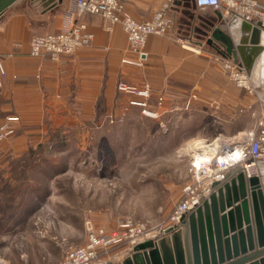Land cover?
<instances>
[{
    "label": "crops",
    "instance_id": "1",
    "mask_svg": "<svg viewBox=\"0 0 264 264\" xmlns=\"http://www.w3.org/2000/svg\"><path fill=\"white\" fill-rule=\"evenodd\" d=\"M164 1L125 0V7L134 18L145 19ZM73 8L74 0L47 5L16 0L0 14V59L6 70L0 88V118L7 113L18 118L16 134L0 142V156L22 153L29 141L44 137L48 123L99 124L139 112L142 98L132 89L144 85L149 87L152 109L157 108V96L165 95L161 111L167 112L159 117H166L171 132L181 137L189 136L190 129L193 138L232 134L248 129L260 117L261 97L233 84L222 68L223 60L233 58L217 40H208L216 27L228 33L230 17H219L217 10L196 6L194 0H173L168 8L171 29L164 35H149L146 56L135 63L136 52L120 23L108 29L101 15L77 16ZM74 20H83L93 33L90 44L56 61L29 54L28 40L33 34L55 32ZM177 34L187 36L191 44L181 45ZM121 83L131 89H118ZM192 93L195 96L185 107ZM131 251L121 250L122 256L115 260Z\"/></svg>",
    "mask_w": 264,
    "mask_h": 264
},
{
    "label": "rangeland",
    "instance_id": "2",
    "mask_svg": "<svg viewBox=\"0 0 264 264\" xmlns=\"http://www.w3.org/2000/svg\"><path fill=\"white\" fill-rule=\"evenodd\" d=\"M255 87L264 113V85ZM45 131L22 153L0 156V186L9 184L0 188V254L8 264H58L68 246L86 242L87 220L107 230L122 217L158 226L189 177L176 149L193 129L181 137L141 106L99 124L48 123ZM129 249L110 246L98 257L113 261Z\"/></svg>",
    "mask_w": 264,
    "mask_h": 264
},
{
    "label": "built area",
    "instance_id": "3",
    "mask_svg": "<svg viewBox=\"0 0 264 264\" xmlns=\"http://www.w3.org/2000/svg\"><path fill=\"white\" fill-rule=\"evenodd\" d=\"M172 1L165 0L145 19L134 18L126 9L125 0H74L73 13L77 16L83 13L99 14L106 20L108 29L113 24L120 23L130 48L136 52L135 63H140L146 56L144 46L147 37L151 34L164 35L171 29L173 19L168 8ZM194 3L200 7H211L220 12L221 16L237 15L252 23H259L264 29V0H194ZM92 39L93 33L88 30L87 24L83 20H74L69 26L55 32L33 34L28 40L29 54L37 58L47 55L56 61L63 55H72L77 48L90 44ZM175 39L183 46L191 44L184 35L177 34ZM222 68L237 88L247 93H257L256 87L238 61L225 59L222 61ZM5 74L6 70L0 59V88ZM118 89L127 91L131 88L121 83L118 84ZM132 92L142 98L139 104L144 114L159 117L163 112L161 109L164 107L165 98L162 95L156 98L157 108L149 107L151 93L147 85L133 88ZM194 96L195 94L192 95ZM190 102L191 99H187L185 107ZM259 105L261 106V102ZM261 111L260 108V117L251 128L232 134L217 133L211 138L195 137L176 149L177 155L186 158L188 162L189 177L181 188L180 198L172 205L162 224L149 226L130 217H122L117 220L114 228L107 230L87 220L86 242L68 246L58 264L106 262L98 256L110 246L124 245L132 249L137 242L155 239L160 231L179 224L182 216L194 210L208 197L214 189L213 183L223 182L232 169L240 168L246 177L256 175L258 162L264 160V113ZM17 120V116L10 113L0 118V141L14 134ZM0 264H8L2 254Z\"/></svg>",
    "mask_w": 264,
    "mask_h": 264
},
{
    "label": "water",
    "instance_id": "4",
    "mask_svg": "<svg viewBox=\"0 0 264 264\" xmlns=\"http://www.w3.org/2000/svg\"><path fill=\"white\" fill-rule=\"evenodd\" d=\"M16 0H0V14ZM43 5L55 0H39ZM221 17V13L217 12ZM228 33L216 27L209 41L217 40L226 54L241 61L255 86L264 85V29L240 16L227 20ZM246 177L240 168L194 210L159 232L155 239L133 245L120 260L101 264H264V168Z\"/></svg>",
    "mask_w": 264,
    "mask_h": 264
},
{
    "label": "trees",
    "instance_id": "5",
    "mask_svg": "<svg viewBox=\"0 0 264 264\" xmlns=\"http://www.w3.org/2000/svg\"><path fill=\"white\" fill-rule=\"evenodd\" d=\"M4 181H5V180H4ZM3 183H4V184H3V185H1V186H0V188H1V187H2V188H3V187L5 188V186H8V185H9V184H7V182H6V183H5V182H3Z\"/></svg>",
    "mask_w": 264,
    "mask_h": 264
},
{
    "label": "bare ground",
    "instance_id": "6",
    "mask_svg": "<svg viewBox=\"0 0 264 264\" xmlns=\"http://www.w3.org/2000/svg\"><path fill=\"white\" fill-rule=\"evenodd\" d=\"M263 164H261V166H262ZM264 166V165H263Z\"/></svg>",
    "mask_w": 264,
    "mask_h": 264
}]
</instances>
